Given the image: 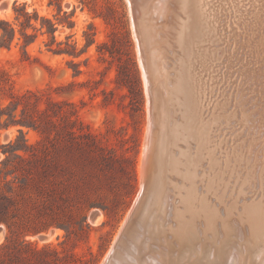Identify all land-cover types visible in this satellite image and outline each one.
<instances>
[{
  "label": "rangeland",
  "instance_id": "1",
  "mask_svg": "<svg viewBox=\"0 0 264 264\" xmlns=\"http://www.w3.org/2000/svg\"><path fill=\"white\" fill-rule=\"evenodd\" d=\"M6 1L9 8H0V19L14 20L15 0H0V6ZM18 1L25 2L28 12H38V22L33 21L44 28L27 30L35 34L27 46L18 31L11 48H0V102L6 107L20 101L18 113L26 108L27 119H34L33 126L22 127L28 146L20 137L21 126L0 133V166L8 160L6 165L15 171L0 186V195L11 196V201L0 197V206L6 203L10 209L7 222H0V264H101L139 192L148 127V92L131 4ZM252 3L256 9L263 4L240 1L244 19ZM50 21L57 22L55 40ZM59 47L78 54L58 52ZM239 50L230 68H220L221 75L228 73L225 80L231 75L233 82L223 79L218 85L232 93L239 108L248 109L257 150L264 137L257 115L264 109V93L262 83L251 87L250 79L240 80L236 62L244 59L246 49ZM237 124L235 120L222 130L230 143L233 131L248 136V129ZM9 140L25 147L23 157L4 152ZM95 210L101 215L93 223Z\"/></svg>",
  "mask_w": 264,
  "mask_h": 264
},
{
  "label": "bare ground",
  "instance_id": "2",
  "mask_svg": "<svg viewBox=\"0 0 264 264\" xmlns=\"http://www.w3.org/2000/svg\"><path fill=\"white\" fill-rule=\"evenodd\" d=\"M212 1H134L155 91V166L146 210L118 264H264V137L256 150L248 109L218 85L222 65L230 68L244 48L240 80L262 83L264 93V0L258 9L252 3L248 19L242 0ZM257 115L264 127V109ZM234 119L248 136L233 131L230 143L222 130ZM93 212L96 223L101 213Z\"/></svg>",
  "mask_w": 264,
  "mask_h": 264
},
{
  "label": "water",
  "instance_id": "3",
  "mask_svg": "<svg viewBox=\"0 0 264 264\" xmlns=\"http://www.w3.org/2000/svg\"><path fill=\"white\" fill-rule=\"evenodd\" d=\"M135 0H130L132 8L133 26L135 37L138 41L140 57L143 58V68L146 75L147 92H148V127L144 139L142 168H141V186L135 200L125 218L123 225L121 226L117 237L115 238L112 246L105 255L101 264H118L120 262V255L124 248L128 245L129 240L133 232H135L141 223V218L146 210L148 201L151 195L154 169V154H155V131H156V115H155V91L153 89V83L147 73V68L144 62V52L142 34L140 27L139 11L137 4H134ZM9 1L4 2L0 8H7ZM97 212H92L90 217L94 219ZM1 232V231H0Z\"/></svg>",
  "mask_w": 264,
  "mask_h": 264
},
{
  "label": "trees",
  "instance_id": "4",
  "mask_svg": "<svg viewBox=\"0 0 264 264\" xmlns=\"http://www.w3.org/2000/svg\"><path fill=\"white\" fill-rule=\"evenodd\" d=\"M18 0H15L14 2V10H15V17L14 20H8V19H0V48L2 47H8L11 48L13 41L17 37V32L19 31L21 35L24 38L25 46L30 44L33 41V38L35 37V34L28 33L29 28H33L35 30H42L44 28V25L42 24L40 27L37 26V24L33 21L35 20L38 22L40 16L37 11L34 13H30L26 9L25 2L18 3ZM58 28L57 22L50 21V27L49 32L52 34L54 40L55 35L54 32ZM58 52H67L70 54L77 55V51H71L70 49H66L63 47H59L56 49ZM79 71V70H78ZM80 72V71H79ZM21 97H27L26 94H23ZM20 101L12 100L11 104L4 107L0 102V133L3 129H8L11 126H21L18 128L20 132V137L22 136L25 139V132L22 127L24 126H33L34 119L31 116V119H27L25 113L26 108H22L20 114L18 113V109L20 106ZM14 105V107H13ZM25 143L27 144V139H25ZM6 149H4L5 153L12 152V154H15L16 157H23L22 151H26L24 146H20L17 144V142H14L13 140H9L8 143L5 144ZM3 145H0V148H3ZM8 161V160H7ZM3 162V167L0 166V186L2 182L4 184L9 183L8 176L10 174H14L13 169H9L8 165H6V162ZM2 199L5 201H11V196H9L7 193H2L0 195ZM9 206L6 203H2L0 206V222L5 221L7 222V214L9 211Z\"/></svg>",
  "mask_w": 264,
  "mask_h": 264
}]
</instances>
